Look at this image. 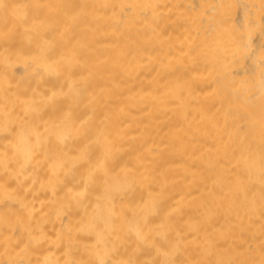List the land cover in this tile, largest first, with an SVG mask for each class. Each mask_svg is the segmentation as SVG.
<instances>
[{"label":"bare ground","instance_id":"obj_1","mask_svg":"<svg viewBox=\"0 0 264 264\" xmlns=\"http://www.w3.org/2000/svg\"><path fill=\"white\" fill-rule=\"evenodd\" d=\"M0 264L264 259V0H4Z\"/></svg>","mask_w":264,"mask_h":264},{"label":"snow or ice","instance_id":"obj_2","mask_svg":"<svg viewBox=\"0 0 264 264\" xmlns=\"http://www.w3.org/2000/svg\"><path fill=\"white\" fill-rule=\"evenodd\" d=\"M9 8V5L4 3V0H0V12H4L5 14L7 13V10ZM262 67H264V61H262ZM262 78H264V73H262ZM101 264H104L103 261H101ZM162 264H169L168 261L162 262ZM259 264H264V259H262Z\"/></svg>","mask_w":264,"mask_h":264}]
</instances>
